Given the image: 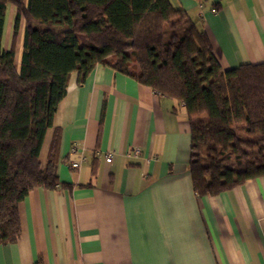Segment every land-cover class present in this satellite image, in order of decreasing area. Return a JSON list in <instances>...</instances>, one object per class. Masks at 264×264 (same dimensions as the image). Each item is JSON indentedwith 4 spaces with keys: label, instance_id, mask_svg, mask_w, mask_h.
<instances>
[{
    "label": "crops",
    "instance_id": "crops-1",
    "mask_svg": "<svg viewBox=\"0 0 264 264\" xmlns=\"http://www.w3.org/2000/svg\"><path fill=\"white\" fill-rule=\"evenodd\" d=\"M206 31L222 68L264 62V0H171ZM17 8L6 6L11 48ZM22 18L15 44L19 65ZM58 131L56 188L19 204L21 234L0 264H264V175L214 196L194 191L185 105L109 65L70 75L46 131ZM77 144L85 160L72 168ZM139 148V156L131 155ZM113 152L111 162L105 160Z\"/></svg>",
    "mask_w": 264,
    "mask_h": 264
},
{
    "label": "trees",
    "instance_id": "trees-1",
    "mask_svg": "<svg viewBox=\"0 0 264 264\" xmlns=\"http://www.w3.org/2000/svg\"><path fill=\"white\" fill-rule=\"evenodd\" d=\"M8 3L17 15L5 50ZM97 65L185 105L198 196L264 175V62L224 70L203 27L171 0H0V243L20 237L19 204L30 190L61 183L58 131L44 166L43 140L70 75L77 72L83 83Z\"/></svg>",
    "mask_w": 264,
    "mask_h": 264
},
{
    "label": "built area",
    "instance_id": "built-area-1",
    "mask_svg": "<svg viewBox=\"0 0 264 264\" xmlns=\"http://www.w3.org/2000/svg\"><path fill=\"white\" fill-rule=\"evenodd\" d=\"M70 153L72 155L77 156L76 158H74L70 161V166L72 168H79L81 166L82 161L85 160L84 149L82 147L78 146L77 144H74L70 149ZM140 153H141V151L137 147L131 151V155H133V156H139ZM113 154H114L113 152H108L105 160L107 162H111L113 159Z\"/></svg>",
    "mask_w": 264,
    "mask_h": 264
},
{
    "label": "rangeland",
    "instance_id": "rangeland-1",
    "mask_svg": "<svg viewBox=\"0 0 264 264\" xmlns=\"http://www.w3.org/2000/svg\"><path fill=\"white\" fill-rule=\"evenodd\" d=\"M22 54V50H21V52H20V55ZM21 59V58H20ZM19 64H20V62H19Z\"/></svg>",
    "mask_w": 264,
    "mask_h": 264
}]
</instances>
